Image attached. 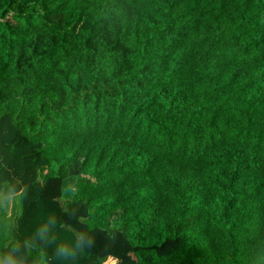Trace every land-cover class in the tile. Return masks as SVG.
Wrapping results in <instances>:
<instances>
[{
    "label": "trees",
    "instance_id": "1",
    "mask_svg": "<svg viewBox=\"0 0 264 264\" xmlns=\"http://www.w3.org/2000/svg\"><path fill=\"white\" fill-rule=\"evenodd\" d=\"M1 194L0 264H264V0H0Z\"/></svg>",
    "mask_w": 264,
    "mask_h": 264
},
{
    "label": "rangeland",
    "instance_id": "2",
    "mask_svg": "<svg viewBox=\"0 0 264 264\" xmlns=\"http://www.w3.org/2000/svg\"><path fill=\"white\" fill-rule=\"evenodd\" d=\"M67 181V180H66ZM65 181V183H66ZM71 181V180H70ZM76 183V180L72 181L70 184H68L67 186H69V188H67V191H71L73 189L74 184ZM71 194H67V196H70ZM0 200L3 203L4 209L7 212L8 215H12V218L10 219L12 221V226H14L15 224V220H16V215L18 212V216L20 215L21 212V198L20 196H14V198L11 197H7L4 196L3 194L0 195ZM67 199H65L66 201ZM14 206V210H12V207ZM17 206V207H16ZM18 208V210L16 209ZM17 210V211H16ZM12 213V214H11ZM12 239L14 240V233H13V229L10 230ZM16 235V234H15ZM17 239V236H16ZM15 241V240H14ZM17 242V240L14 242L13 245H15ZM115 261L112 259H108L104 264H114Z\"/></svg>",
    "mask_w": 264,
    "mask_h": 264
}]
</instances>
